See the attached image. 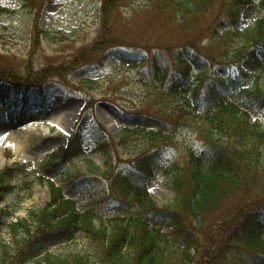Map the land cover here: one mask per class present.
Listing matches in <instances>:
<instances>
[{
  "label": "rangeland",
  "instance_id": "374dc122",
  "mask_svg": "<svg viewBox=\"0 0 264 264\" xmlns=\"http://www.w3.org/2000/svg\"><path fill=\"white\" fill-rule=\"evenodd\" d=\"M115 1L108 23L113 19L112 28L102 37V0H0L12 10L0 16V171L11 168L7 183L15 186L0 201V264H32L31 244L22 240L25 229L11 227L24 219L35 227L36 215L51 201L50 181L63 188L66 198H74L79 210L97 215V225L101 218L111 228L121 220L117 210L121 202L133 197L116 186V180L135 170L137 158L154 151L160 152L164 170L148 179L146 186L159 207H172L183 218L185 226L176 230L181 239H197L198 250L190 249L191 264H236L237 254H250L238 236L245 233L254 210L264 207V188L256 194L245 182L243 192L231 190L214 208L198 212L197 218L185 212L171 182L178 167L185 172L191 152L204 151L196 128L205 125L214 108L205 104L203 91L192 99L193 108H187L184 98L169 89V81L178 66L172 56L187 39L201 42L202 64L194 66L196 81L204 72L205 82H213L229 73L227 64L236 62L230 67L233 77L240 68L255 73L248 59L223 61L247 43L248 29L255 26L261 11L257 3L246 5L236 34L211 42L219 31L214 23L224 11L220 1L212 12L181 24L164 18L150 0ZM258 54L264 63V49ZM157 58L167 66L168 78L156 69ZM246 82L252 85L256 80L250 75ZM259 85L264 90V70ZM18 90V97L12 99V92ZM182 108L191 112L192 121H181L187 126L177 132L170 124ZM136 115L160 119L164 128L154 129L152 120L130 125L129 116ZM255 118L264 128V111H254L252 121ZM76 131L82 132L85 154L63 161L59 149ZM101 144L103 150H97ZM170 229L163 227L169 244H163L165 264H183L179 253L183 245L175 242ZM97 246L79 233L74 241L54 243L48 249L72 257L92 254Z\"/></svg>",
  "mask_w": 264,
  "mask_h": 264
},
{
  "label": "trees",
  "instance_id": "16d2710c",
  "mask_svg": "<svg viewBox=\"0 0 264 264\" xmlns=\"http://www.w3.org/2000/svg\"><path fill=\"white\" fill-rule=\"evenodd\" d=\"M37 1L25 0L27 3ZM218 1L224 11L217 19V23H214V30L219 31L218 33L214 31L215 35L213 34L211 42L215 39L222 41L227 35L236 34L242 9L250 3H257L261 16L255 26L248 29L247 43L236 51L232 59H225L223 62H234L236 57L247 58L253 63L255 70L261 72L264 70V63L260 60L255 45L264 47V0H150L149 4L155 6L164 18L181 24L188 22L189 18H197L202 13L212 12ZM115 6V0H102V37L109 28H112L113 19L108 26L109 15H112ZM11 12L10 8L0 5V16ZM187 40L188 43L180 46L179 51L172 56L178 66L177 74L169 81V89L184 98L182 104L187 108H193L192 99L203 91L206 101L214 110L207 115L205 125L196 128L203 137L204 151L200 155L191 152L185 172L182 173V169L177 168L179 172L172 179L171 189L178 194V201L184 204L185 212L197 218L198 212L211 210L231 190L243 192L245 182L249 184L251 192L256 194L264 188V184H257L261 180L264 181V128L260 126V121H250L254 111H264V90L259 85L260 75L257 73L249 75L241 73V77L237 79L227 78L221 74L215 77L213 82L206 83L205 73L201 72L203 73L201 78L196 81L193 78L194 66L202 64L198 51L201 42L197 44V40ZM252 42L253 46L250 49L249 45ZM114 45L117 43H111V46ZM128 45L132 46L131 43ZM153 59L154 57L151 61ZM156 61H159L156 69L163 72L164 78H168L167 66L159 59ZM250 75H254L256 82L247 85L246 80ZM190 114L188 109L182 108L177 113L176 120L170 124L172 126L170 128L178 132V129L186 127L187 125H182L181 121L186 123L192 121ZM129 119L130 125L139 123L137 121L140 120L144 123L152 120L154 129H163L162 124H165L160 119L141 115L129 116ZM100 146L97 150L102 151L104 144ZM59 152L63 161L84 155L82 133L76 131L67 146H62ZM163 164L160 152L154 151L144 158H137L135 170L116 180L115 185L123 188L126 193L132 192L133 197L129 202L126 200L121 202L117 208L121 220L111 228H108L107 223L101 218H99L101 224L97 225L98 216L89 210H79L77 201L74 198H66L63 188L54 182L48 184L51 201L47 208L36 215L35 227L30 220L24 219L18 224L13 223L11 228L21 226L25 229L22 240L31 244L32 255L29 260L32 259V264H165L163 244L167 246L169 244L166 239L168 234L163 231V227L167 225L173 230L169 232L171 237L176 243L181 242L183 245L179 250L183 264H191L193 256L190 249L198 250L197 239L188 240L187 237L181 239L176 230L185 226L183 218L178 217L172 207H159L147 190V180L164 170ZM10 169L6 168V172L2 174L0 171V201L15 189L11 182L7 183L12 176L9 173ZM73 180L75 178L71 179ZM254 213L253 218L251 217L246 224L245 233L238 236L250 254L248 256H242L241 252L237 254L236 264H264V207L254 210ZM1 218L2 214L0 223ZM79 233L98 243L91 255L61 257L49 251L48 247L51 244L74 241Z\"/></svg>",
  "mask_w": 264,
  "mask_h": 264
}]
</instances>
